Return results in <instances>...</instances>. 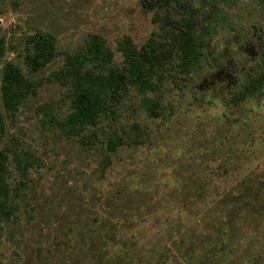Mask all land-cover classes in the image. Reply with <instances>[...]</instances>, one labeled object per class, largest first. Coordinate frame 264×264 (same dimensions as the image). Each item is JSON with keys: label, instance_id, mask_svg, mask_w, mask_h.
<instances>
[{"label": "rangeland", "instance_id": "obj_1", "mask_svg": "<svg viewBox=\"0 0 264 264\" xmlns=\"http://www.w3.org/2000/svg\"><path fill=\"white\" fill-rule=\"evenodd\" d=\"M229 12L240 23L220 27L213 41L243 52L248 68L260 55L248 46L255 26L264 29V10L238 0ZM155 28L140 0H0V64L10 59L40 79L0 142L15 137L37 156L19 208L0 221V264H264V93L227 104L238 71L208 62L179 84L167 81L163 116L148 115L133 94L121 121L126 128L140 121L149 137L111 153L101 141L83 145L48 117L68 108L52 76L65 50L89 32L112 48L123 35L139 45ZM37 29L53 34L57 54L30 73L23 38Z\"/></svg>", "mask_w": 264, "mask_h": 264}, {"label": "trees", "instance_id": "obj_2", "mask_svg": "<svg viewBox=\"0 0 264 264\" xmlns=\"http://www.w3.org/2000/svg\"><path fill=\"white\" fill-rule=\"evenodd\" d=\"M238 0H140L141 8L151 12L156 28L137 45L129 35L117 39L112 48L98 32H89L84 41L65 50L61 63L52 76L64 87L68 108L62 114L48 117L83 145L98 141L106 151L114 152L123 143L138 144L149 137L146 126L133 120L126 128L121 121V108L133 94L151 116H163L161 89L167 81L180 83L202 63L238 71L240 78L228 97L227 104H241L264 93V29L258 25L250 42L252 53H259L254 64L245 68L248 58L243 52H228L230 42L219 49L213 39L224 25L239 24L229 12ZM264 10V0H256ZM238 41L237 38H232ZM258 47L256 49L255 47ZM115 50L119 60L115 59ZM242 50V49H240ZM4 41L0 38V59ZM57 54L54 36L47 30H36L23 38L22 55L31 72H35ZM225 57L227 60L225 61ZM40 79L32 73L24 76L10 59L0 64V142L7 133V120L15 118L19 106L36 93ZM37 156L20 147L15 137L0 145V221L12 217L19 208L27 187L29 171ZM108 154L105 161H109ZM10 163L18 173L11 181ZM244 181L242 188L246 187ZM233 199L231 206H236ZM220 201L215 203L216 209ZM224 213V210H216ZM217 213V214H218ZM224 218V214H222ZM224 224L223 222L221 225Z\"/></svg>", "mask_w": 264, "mask_h": 264}]
</instances>
